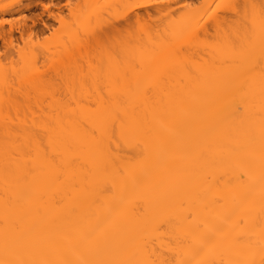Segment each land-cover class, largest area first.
Instances as JSON below:
<instances>
[{
  "label": "bare ground",
  "instance_id": "6f19581e",
  "mask_svg": "<svg viewBox=\"0 0 264 264\" xmlns=\"http://www.w3.org/2000/svg\"><path fill=\"white\" fill-rule=\"evenodd\" d=\"M232 1L237 5V0ZM48 3L41 5L45 11L54 5ZM140 8L149 14L146 5ZM93 9L90 11L94 13ZM213 9L207 20L220 29L216 32L223 33L220 39L229 43L227 52L218 45L214 47L216 44L212 46L213 41L211 44L208 39L211 46L202 48L214 47L211 54L209 50L203 53L199 46L193 48L198 47L200 55L208 53L207 61L202 59L204 63L183 55L180 41L175 40L176 30L184 31L187 43L197 33L195 27L189 28L196 22L191 21L193 16L190 12L183 14L184 22L181 26L178 22L180 27L175 31L156 28L154 32H159L154 33L150 28L153 33L143 36L147 40L141 43V66L137 67L135 58L126 57L130 59L126 63L136 65L116 68L115 63L114 70L111 64L113 73L109 75L78 76L77 71L74 74L78 77L72 73L75 78H69L61 73L67 78L62 76L65 79L60 78L61 82L68 80L72 88L76 84L80 88L64 91H69L74 100L59 104L58 116L54 113L56 101L54 105V101L49 102L53 110L48 106L45 109H50V114L53 111L56 118L50 115V123L46 120L45 127H40H44L43 133L35 130L37 123L32 128L36 132L0 136V264H264V21L260 23L264 12L262 18L256 16L258 21L253 20L258 27L253 32L248 30L252 34L244 45L241 37L237 45L240 39L232 36L235 46L224 35L233 33L229 24L235 9L217 8L212 13ZM208 11L206 8L204 12ZM91 13L83 17L85 23L77 20H82L77 15L69 23L70 17L63 21L61 13L48 15L49 20L63 22L58 41L62 49L59 54L55 52L60 57L69 50L75 54V46L84 45L80 36L85 32L89 35L93 24L98 26L100 21L95 18L100 15ZM199 13L202 17L206 14ZM39 17L32 21L33 27ZM254 22L247 23L256 25ZM119 24L114 26L119 29ZM251 26L246 28H255ZM43 27V32L52 30L51 24L44 22ZM202 29L206 35L213 34L205 27L200 33ZM24 31L20 27L16 33L22 36ZM93 36L89 38L96 44ZM98 41L97 46L103 43ZM193 41L188 44L190 49L196 45ZM195 51L197 54L198 49ZM72 53L65 55L73 61ZM212 54L214 60L209 59ZM196 57L199 59L198 54ZM25 71L20 72L21 77L16 76L22 80L15 79L32 83ZM0 74L3 104L2 86L8 76L3 71ZM101 77L103 83L107 78V84L99 82ZM85 81H91L92 86ZM9 82L6 93L12 92Z\"/></svg>",
  "mask_w": 264,
  "mask_h": 264
},
{
  "label": "rangeland",
  "instance_id": "374dc122",
  "mask_svg": "<svg viewBox=\"0 0 264 264\" xmlns=\"http://www.w3.org/2000/svg\"><path fill=\"white\" fill-rule=\"evenodd\" d=\"M113 1L112 0H108V1L107 0L106 1L105 0H99V1L98 0H88V1L87 0H52V1L51 0H0V23H1V21H4V23H2L0 25V52H1L0 53V72L2 73V71H3L5 73L4 76L10 77V78H8V77L7 78L4 77V78L5 79H8V81H10L12 83V84H10L11 86H9V85L8 86H9V88H10V90L12 92L14 91L13 92L14 95H12L11 94L12 92H10V91L7 92V93L5 92V90H4L5 87H6L5 89H7V91H8V88H7V85H6L8 83V81H5L4 80V82H7V83L5 84L6 86L5 85L2 86V90L4 91L3 93H5V97L2 95L3 96L2 98H4L2 100H5V101L2 104L1 102H3V101L0 100V108H1L0 109V136H3L4 133H5L4 135H6V137H7L8 135L9 136L10 135L11 136H14V134H16V136H17L19 134V132L21 133L22 131L23 132H26V133H27V131L31 132L32 130H34V129H32L33 126H36L37 123H38L37 125H39V127L38 128H35L34 127L35 130H37V132H39V134L43 133L45 131V130H43L44 127H45V125H46L45 123L48 122V124H49L50 121H51V117L53 119V118H56V116H58L60 114V112H59L60 109L58 107L59 104H60V106L61 105L63 106L64 104H68L70 102L73 103L72 102V99L74 97L72 98L71 97L72 95L69 92L70 89L73 87V85L71 83H69L70 81L67 80L68 81L67 82L66 80H63V79H65L67 76H70L69 78H71V76H72V78H75L74 75H76V74H74V73H76L77 71H78V73L80 72L79 75L77 74L78 76H80V75L87 76L88 74H89V76H91V74H95V75L98 74L99 75V73H101V75H102V72H103V74L105 73L104 75H109V74H112L113 73L110 70V69H112V67L110 68L109 65L112 64L114 70H116L115 67H114L115 65H116V68H117L118 65L119 66H124L123 68H125V66L128 67L129 64L132 67V65H134V64L136 65V63H134V64H131V63L128 64V63H126V62H129V60L132 59V58H135V61H137L139 63V64L137 63V67H138V65L141 66V63L140 62H142L141 61L142 58H140V56L142 55V53H139V52H141L143 50L141 48H143V46H144V45L142 46L141 43H143V44L146 43L147 36H145V35H149V32H151V31L154 32V30L156 28H159V31L165 30L166 32L172 28L170 31H168V33H171V31L174 28H175L174 29V31H175L177 29V27L179 25L181 26V23L184 22V18L182 16L183 14H186L187 13V15H188V13L190 12V14L193 16V18H192L191 21H193V22L196 21L197 22V23L195 22L196 24L192 22L193 23L192 24V23H190L191 22L190 21V22H188L186 24L187 25L188 24H192V25H190L192 27H189V26L188 27L189 28H193V30H194V27H195V30L194 31H197V33L196 32H195V34H192L191 33L192 34L191 37H192V39L194 38V41H196L197 39H199V40H197L195 42L196 45L193 44L192 45L193 46L192 49H190L191 48L190 46L192 44V42H191L192 39H190V42L187 43L188 42V39H184L183 36H182L184 31L183 32H179L181 30H178V32L176 30V33H175L176 35L175 34L174 35H175V37L177 36L178 39L176 38L175 40H178L177 42L180 41V43H178V44H181V45H179L180 46L179 49L183 48V49H181V52L183 53V55L185 54V56L188 59H190V60H191V57H192V61H195L196 62V60H197L198 61L197 62L198 64H200L199 62H203L204 63V61L202 59H206L207 56H208V53L207 54H204V55H206L205 58H204V55L203 54L200 55L202 53L200 51H203V53H204V52H206V50H209V48H207V49L206 48H202V45H203V47L207 45L208 39L210 40L209 42L211 44H212V41H213V45L212 46H214L216 44V46H214V47H217V45H218L220 47V50H221V47L226 52L230 49L229 46H228L229 43H225L224 41H222L220 39V35L223 36V33H221V31L216 32V30H220V29H215V26L213 24H211L210 21L207 20L208 19L207 14L209 16V14L211 12V9L213 7H214V9L212 10V13H214L213 11L216 10L217 8H220V10H225V9L229 8V6L230 7L232 6V8L235 9V11H236L235 12V15H232L233 18L231 17L230 24L229 25L232 28V31L230 33L233 32V33H237V34H233V33L232 34H229V33H226L227 32V29H225L223 32L226 33V34H224L225 37L229 40V42L231 41L232 44H234V42H232V41H236V39L234 40L232 36H235L236 35L237 38L238 37H241L242 38V41H241V38H238V39H240L238 41V43L235 42V44L237 43V45L239 44L240 41H241V44H243V45L245 44L246 40L251 36V34L253 32V29H256V27H258L257 24H256V22H254V21H258L257 18L258 17H261L264 14L263 13L264 12V9H263L264 8V4L261 5V3H264V0H255V1L254 0H251V1L250 0H245V3L243 2L244 0H241V1L240 0L238 1L237 0V2H238L237 5L235 3H233L232 0H229L230 3L227 2L228 0L227 1L226 0H211V1L210 0H163V1H161V0H121V1L120 0H115V2H113ZM116 1H118V2L116 3ZM231 1H232V3H231ZM48 2L49 3H52L54 5L51 6V8L49 9V11H45L43 6L44 5L46 6ZM67 2H69L68 3L69 4V7H65V5H66ZM205 2H207V4H209L208 7H206L207 5H206ZM93 3H94V5H93ZM98 3H100V4L98 5ZM110 3H113L112 6H111ZM210 3H212V4H210ZM216 3H217V5L215 6ZM42 4H43V6H41ZM56 4H58V5L61 4V6L60 5L58 6ZM227 4H229V5H227ZM253 4L254 5L255 4L256 5L258 4V5L257 6L256 5L254 6ZM29 5H30V9L29 10H27V9L25 10V8L28 7ZM142 5H146L148 7L147 9H148V13L149 14H147V11H145L144 8L143 9L142 8L138 9ZM113 6H115V7H113ZM116 6H118V7H116ZM251 6H252V8H254L253 11H256V12L251 11V13H250V10L252 9ZM93 7H94V9H93ZM209 7H212V8H209ZM61 8H62V10H61ZM206 8L209 9V11L207 13L204 12ZM255 8L258 9V10H256ZM3 9H5V10L7 9V10L11 11L12 13L10 12V13H7V14H1L2 13L1 10H3ZM91 9L95 10V12L93 13V11H90ZM158 9L161 10L162 12L161 11H158ZM162 9H164V10H162ZM199 9H202V10L200 11ZM242 9H245V11L242 10ZM58 10H60V11H58ZM106 10H112V11H108L107 12ZM168 10H170L169 15H168ZM88 11L89 12H92L91 14H93V15L97 14V15L103 16V17H100V16L99 17L102 18V19H105V21L104 22L101 21V19L95 15L97 17V18H95L96 19V22L98 23L97 19H99V21H100L98 23V26L95 25V24L92 25L93 26V29L95 31L94 30H90L89 35L87 34L88 37L86 35V32H85V34H83L82 36H80L81 37V40H82L81 42H83L81 44H84V45H82V46H79L78 45V47H77V45L76 46L74 45L75 46V50H73V52H75L77 50L76 52L78 53V51H79L80 53L79 54H76V52H75V54H74V53L70 52V50H69L68 52L66 51L67 53H65V54L72 53L71 55H72V57H74L73 58V61H72V59H70V56L67 57V55H65L64 53L63 54L65 56L64 55L63 56L61 55V57L63 58L62 59L58 55L60 53L59 51H61V49H62V48H60V47H62V46H60L61 42H58V41H59V39H61V35H62L60 28L63 27V26L62 27L60 26V23H63V22H56V21H53L51 19L49 20L48 19L49 18L48 15H52L54 13L56 15L57 13H61V18L64 19L63 21H65L67 18L70 17L69 20L67 19L68 20L67 21L68 23L71 22V20L74 19V16L76 18V15H77V17H82V20H80V18L77 19V20H79L81 22L82 21L84 22L83 17H85V16L88 15ZM198 11L199 12H202L203 11V13H206V14H204L205 16L202 17L200 15L201 13H199ZM105 12H107V13L105 14ZM109 12H112V13H109ZM117 12L119 14H117ZM115 13H116V15H115ZM125 13L127 14L126 16H124ZM255 13H257V14H255ZM41 14H43V16ZM122 14H124V15H122ZM170 14H172V15H170ZM37 15H39L40 17L37 16ZM111 15H113V16H111ZM238 15H240V16H238ZM251 15H253V16H251ZM256 16H258V17H256ZM38 17H39L40 21H39V19H37L38 20V25L36 27H33L32 21H34V19L35 18H38ZM93 17L94 16H92V18ZM241 17L243 19L245 18V20L250 21V23H251V21L254 22L256 25H254V24H250L249 25L247 23L248 21L246 22ZM87 18H91V17H87ZM112 18H113V22H111L112 21ZM118 19H119V21H118ZM254 19H256V20H254ZM92 20H94V18ZM263 21L264 20H262L260 23H262ZM44 22L52 25L51 32H49V31L43 32L42 31V30H44V27H43V23ZM117 22L120 23L118 25V26H120L119 29H117L118 27H115L114 26V23L116 24ZM178 22H179V25H178ZM100 23H102V25H104L106 23L105 25H107V26L102 27ZM242 23H243V25H245V27L242 25ZM186 24H185V29H186V26H187ZM204 24H205V26H203ZM234 25H236V27ZM251 25H253V27H255V26L256 27L255 28H250V27H252ZM258 25H260V24H258ZM261 25H263V24H261ZM87 26H88V24H87ZM170 26H172V27H170ZM246 26H250V27H247L246 28ZM20 27H22V29L24 28V30H25L23 32L24 34L22 35L23 37L18 32L16 33L17 28H20ZM203 27H205L206 29H210L209 31H212L213 34H210L211 32L210 33H207V35L204 34V32H203L204 29H202V33H200L201 32L200 29L203 28ZM99 28H101V29H99ZM150 28H151V31H150ZM231 28H230V30H231ZM242 28H244V29H242ZM248 28H250V29H248ZM65 29H66V27H65ZM86 29H88V28H86ZM102 29L105 30L106 33L104 31H102ZM235 29L238 32H236ZM11 30L14 31L13 34H12L13 36L11 35L12 36V39H11V36L9 35V32ZM98 30H99V32H98ZM183 30H184V28H183ZM248 30H251L252 32L251 31H248ZM91 31L92 32L94 31V33L96 32L98 34L91 33ZM146 31H148V32H146ZM159 31H157V32H159ZM206 31L208 32V30H206ZM206 31H205V33H206ZM245 31H247V33ZM153 32H151V33H153ZM90 33L92 34V37H94L93 35H95L96 44H95L94 38L92 39L93 41L90 40V38H89V37H91V34ZM151 33H150V35H151ZM179 33H181V34L179 35ZM217 33L219 35H217ZM66 34H64V35L67 37ZM84 35H86V36H84ZM98 35H99L98 38L101 39V41L104 43V46H103V43L101 41L100 42L102 44L99 43V46H97L98 45V42H99L98 41L99 39L96 36H98ZM193 35L195 37H193ZM65 36H64V38H65ZM143 36L146 37V38H144ZM205 36H207L208 38L207 39H204ZM175 37L173 36L172 38H175ZM180 37H181L182 40L180 39ZM197 37H199V38H197ZM86 38H88L89 41H88V39L87 40H84ZM221 38L223 39V37H221ZM175 40L173 39L172 41L175 42ZM224 40H225V38H224ZM244 40H245V42H244ZM64 41H65V39H64ZM194 41H193V43H194ZM184 42L187 45L183 44ZM8 43H10L11 45L8 46V47H6V45H9ZM67 43H68V41H67ZM79 43H80V41H79ZM210 43H208V44H210ZM211 44L210 45H207V47L211 46ZM92 45H93V48L91 49V46ZM94 45L97 46V48L95 47V49H94ZM237 45H235V46H237ZM85 46H87V47H85ZM194 46H199V48L201 47V50L198 47L195 48V50L198 49L197 54L199 55V59L196 57V55H197L196 54V51L193 50ZM240 46H242V45H240ZM80 48H81V51H80ZM82 48L84 49L83 51H82ZM139 48H140V50L138 51ZM213 48H211V50H209V53H210V51H214ZM234 48L236 49L238 47H234ZM72 49H74V48H71V50ZM90 49H91V51H90ZM96 49L98 50L97 52H96ZM218 49L219 48H217V50ZM88 50H89V52H88ZM188 50H189V52H188ZM55 52H58V54L55 53ZM130 52H132V53H130ZM136 52H138V53H136ZM192 52H194L195 54L192 53ZM129 53L131 55H133V56H131ZM51 54L53 56H51ZM73 54H74V56H73ZM216 55H214V56H216ZM137 56H139V57H137ZM189 56H190V58H189ZM212 56H213V54L211 56H209V59H211ZM59 57L63 61H60L61 59L59 60ZM126 57H128V58L131 57V58L128 60ZM200 57H201V61H199L200 60ZM64 58L66 59V61L64 60ZM77 58H79V62L80 63L78 62V59ZM80 58H82L83 60L80 59ZM96 58H97V60H96ZM108 58H109V60H108ZM125 58L128 61L125 60ZM138 59H141L140 62H139ZM101 60H102V62H100ZM211 60H214V59H211ZM112 61H115V62H112ZM206 61H207V59H206ZM65 62H67V63H65ZM65 64H67V65H65ZM169 64H171V63H169ZM99 65H101V66H99ZM66 67H68L67 70H66ZM31 68L34 69V70H32ZM60 68H61V70H60ZM72 68H73V70H72ZM99 68H101V69H99ZM27 69L28 70L31 69V70L28 71ZM35 69H36V71L38 69L40 71V73H38L39 72L38 71L37 74H35L34 73ZM97 69H99V71ZM104 69L107 71V73L104 72L105 71ZM118 69L120 70V69H122V67H119ZM23 70L24 71L26 70L25 73L28 71V74L26 73L27 74V80L28 79L31 80L32 83H29L28 81H24V80L22 82L23 84L22 83H19V82H21L22 79L21 78H18V77H19V75L21 77L22 73H20V72H23ZM60 71H62V72H60ZM14 72L15 73L18 72L19 74L17 73V74L14 75ZM32 72H33L34 75H36L35 77L32 76L33 75ZM66 72H67L68 75L65 74ZM42 73H44V74H42ZM45 73H47V74H45ZM56 73H57V76H58L57 78H56ZM61 73H64V75L66 77L63 76V74L61 75ZM72 73L74 75H71ZM114 73H116V72H114ZM28 75H30L31 78H28ZM38 75H39V77H38ZM41 75H43V78L40 77ZM59 75H60V77H59ZM77 75H76V77H78ZM16 76H18V77H16ZM62 76L65 77V78H63ZM15 77L18 78V79H21V80L19 81V80L15 79ZM102 77L99 78V82H102V80L100 81V79H102ZM60 78H63L61 80H62V82L65 81L64 82L65 85L60 81ZM103 79H105L106 80L105 82H107V78L104 77ZM14 80H17V81H14ZM55 80H56V82H55ZM75 80L77 81V79H75ZM89 80L90 79H88V81ZM88 81H85V83H87ZM97 81H96V85L98 83ZM0 82H1V79H0ZM35 82L36 83H38V82H40V83H42V82H44V83L49 82V83H46L48 85V87H47V85H45L44 83H42L43 85H37ZM66 82H67V85H66ZM90 82H88L86 85L89 84L90 86H92L91 85L92 83L90 84ZM105 82L104 83L102 82V83L103 84H107ZM17 84H19V86ZM31 84H32V86H31ZM69 84H71V85H69ZM27 85L29 86L28 89H26L27 88L26 87ZM89 85H88V87H90ZM13 86H15L13 88L14 90L12 89ZM35 86L37 87V89H34V88H36ZM38 86H39V88H38ZM78 86L79 85L76 84V86H74V88H72V90L75 89ZM19 87L20 88L26 87L25 88L26 90L23 89V88L20 89ZM65 87H67V88H65ZM105 87L107 88L106 85H105ZM16 88L17 89H20L21 92H20V90H18V92H17V89ZM31 88H33V89H31ZM68 88H70V89H68ZM79 88H80V86H79ZM91 88H94V87H91ZM15 89H16V92H15ZM67 90H69V91L66 94L65 92H67ZM74 91H77V89L74 90ZM3 93H1V94H3ZM17 94H18V96H17ZM61 95H62V97H61ZM7 96H8V98H7ZM64 100H66V101H64ZM55 101H56V103H55ZM49 102L51 104L53 102V105L55 103L56 109H55V107H53V108L55 109L54 113L56 114V116L53 113V111H52V114H50L51 113V110L48 109V107L51 108L50 106H53V105H51ZM4 104H5V106H3ZM46 106H48L47 109L50 112L49 111H46V109H45ZM44 109H45V111H44ZM48 115H49V118H48ZM50 115H51V117H50ZM46 120H47V122H46ZM34 122H35V125H33ZM39 122L42 123V125ZM29 123L32 126H29L30 125ZM43 124H44V127H42V129H40V127L43 126ZM26 127H28V128H26ZM17 132H18V134H17Z\"/></svg>",
  "mask_w": 264,
  "mask_h": 264
}]
</instances>
